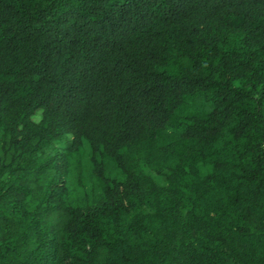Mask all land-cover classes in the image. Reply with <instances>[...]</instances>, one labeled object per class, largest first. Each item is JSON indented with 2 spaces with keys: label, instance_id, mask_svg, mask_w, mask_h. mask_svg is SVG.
Wrapping results in <instances>:
<instances>
[{
  "label": "trees",
  "instance_id": "16d2710c",
  "mask_svg": "<svg viewBox=\"0 0 264 264\" xmlns=\"http://www.w3.org/2000/svg\"><path fill=\"white\" fill-rule=\"evenodd\" d=\"M0 264H264V0H0Z\"/></svg>",
  "mask_w": 264,
  "mask_h": 264
},
{
  "label": "rangeland",
  "instance_id": "374dc122",
  "mask_svg": "<svg viewBox=\"0 0 264 264\" xmlns=\"http://www.w3.org/2000/svg\"><path fill=\"white\" fill-rule=\"evenodd\" d=\"M37 119V118H36ZM141 171L151 176L159 185L166 184V176L159 175L151 166L146 165L142 159L138 160ZM80 169H74L69 179V194L66 197L70 205H88L92 204L101 197L100 186L94 177L90 174L91 168L86 154L79 162ZM108 174L116 177V169L108 164Z\"/></svg>",
  "mask_w": 264,
  "mask_h": 264
}]
</instances>
